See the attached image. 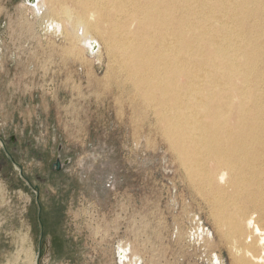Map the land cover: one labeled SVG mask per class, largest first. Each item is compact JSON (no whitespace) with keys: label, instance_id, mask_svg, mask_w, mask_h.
I'll list each match as a JSON object with an SVG mask.
<instances>
[{"label":"rangeland","instance_id":"obj_1","mask_svg":"<svg viewBox=\"0 0 264 264\" xmlns=\"http://www.w3.org/2000/svg\"><path fill=\"white\" fill-rule=\"evenodd\" d=\"M53 2L57 11L38 17L25 0H0V137L17 138L43 227L38 258L35 192L8 167L0 264H230L209 207L125 73L111 81L106 49L90 58L71 32L74 1ZM56 158L69 163L52 172Z\"/></svg>","mask_w":264,"mask_h":264},{"label":"bare ground","instance_id":"obj_2","mask_svg":"<svg viewBox=\"0 0 264 264\" xmlns=\"http://www.w3.org/2000/svg\"><path fill=\"white\" fill-rule=\"evenodd\" d=\"M52 1L27 5L39 17L57 11ZM73 1L70 31L88 57L106 49L111 81L125 73L209 207L230 264H264V0Z\"/></svg>","mask_w":264,"mask_h":264},{"label":"flooded vegetation","instance_id":"obj_3","mask_svg":"<svg viewBox=\"0 0 264 264\" xmlns=\"http://www.w3.org/2000/svg\"><path fill=\"white\" fill-rule=\"evenodd\" d=\"M0 142H1V146H2V154H0V174H3L4 172H7L8 167L13 166L14 170L18 171L19 177L26 183L27 187H29L31 190H33L35 192L36 204H37V202L39 203L40 191L36 188V185H33V183L25 176V174H24L25 171H24L23 166L20 165L15 160L14 155H16L18 153V151H20V149H18L17 138L14 137V136H9L8 138L0 137ZM57 153L58 154L60 153V149L57 150ZM38 160H41V158L39 157ZM66 160H62L61 161L59 158H56L55 161L52 163V165L50 167V170L52 172L61 171L64 168L62 166V164ZM57 161H59V165L61 166L60 170H57V168H56ZM15 165L19 166L20 169H17L15 167ZM3 177H6V175H3ZM34 179H35V181L41 182L43 184L45 183V179H42V178H40L38 176H35ZM38 211H39V209H38ZM38 222H39V219H38ZM39 223L42 224L41 216H40V222Z\"/></svg>","mask_w":264,"mask_h":264},{"label":"water","instance_id":"obj_4","mask_svg":"<svg viewBox=\"0 0 264 264\" xmlns=\"http://www.w3.org/2000/svg\"><path fill=\"white\" fill-rule=\"evenodd\" d=\"M26 1H27V3H29V4H33L36 0H26ZM68 163H69V161L66 160V161L63 162L62 166H66V165H68ZM15 167H16L17 169H20V167L17 166V165H15ZM60 167H61V166L59 165V161H57V163H56V168H57V170H60ZM37 194H38V193H37ZM37 205H38V209H39L38 219H39V222H40L41 207H40V205H39L38 202H37ZM39 224H40V227H41V232H40V243H39V249H38V258H39L40 255H41V241H42V238H43V227H42V224H41V223H39ZM36 264H38V263H36Z\"/></svg>","mask_w":264,"mask_h":264}]
</instances>
